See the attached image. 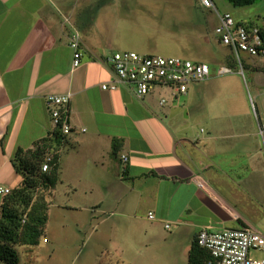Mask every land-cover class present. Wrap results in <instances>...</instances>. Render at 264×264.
I'll use <instances>...</instances> for the list:
<instances>
[{
  "label": "crops",
  "instance_id": "1",
  "mask_svg": "<svg viewBox=\"0 0 264 264\" xmlns=\"http://www.w3.org/2000/svg\"><path fill=\"white\" fill-rule=\"evenodd\" d=\"M127 1L0 0V186L21 181L13 164L18 149L56 133L46 96L69 93L72 130L54 141L59 181L46 200L58 185L75 191L79 185L86 207L110 208L117 239L132 231L138 239L156 238L158 226L171 228L189 238L188 254L202 228L250 226L264 234V132L258 128L264 72L248 68L249 86L243 70L218 71L230 68L227 57L215 75L211 70L176 96L165 87L142 98L129 87L101 89L113 80L107 56L150 54L142 37L115 17L129 8ZM74 30L81 40L76 67L69 45ZM199 179L206 188L197 186Z\"/></svg>",
  "mask_w": 264,
  "mask_h": 264
},
{
  "label": "rangeland",
  "instance_id": "2",
  "mask_svg": "<svg viewBox=\"0 0 264 264\" xmlns=\"http://www.w3.org/2000/svg\"><path fill=\"white\" fill-rule=\"evenodd\" d=\"M212 1L220 14L228 12L234 20L264 24V0L245 6H234L229 0ZM126 4L129 8H123L122 14L115 17L126 32L142 37L150 54L207 62L213 74L225 58L231 59L230 49L220 44L214 33L216 13L203 7L200 0H129ZM240 54L243 60L249 58ZM260 61L254 58L251 62L257 65ZM242 70L241 77L250 86L248 68ZM74 188L78 190L58 185L48 195L44 235L37 246H17L19 264H186L188 253L183 248L189 245L187 236L158 226L156 238L146 233L138 239L134 233L138 231H132L117 239L110 229L114 220L110 208L105 207L102 213L86 207L81 187ZM65 204L72 207L66 208ZM250 256L258 259L263 253L251 251Z\"/></svg>",
  "mask_w": 264,
  "mask_h": 264
},
{
  "label": "built area",
  "instance_id": "3",
  "mask_svg": "<svg viewBox=\"0 0 264 264\" xmlns=\"http://www.w3.org/2000/svg\"><path fill=\"white\" fill-rule=\"evenodd\" d=\"M200 4L215 12L218 24L214 33L218 42L227 46L235 56L238 70H242V57L245 53L249 57L264 60V38L257 25L251 22L236 21L230 13L220 14L212 0H200ZM79 34L71 33L69 45L73 51V66L80 64L81 52ZM110 66L113 80L100 85L103 90H116L119 86L129 87L133 93L142 98L157 88L165 87L176 96L187 91L191 83L206 80L210 75V66L206 62L194 61L177 56H161L156 54H140L136 51H116L105 59ZM231 68L220 67L219 72L231 71ZM70 94H49L46 103L50 120L55 131L63 136L71 133L68 103ZM167 102L166 97L159 99V104ZM259 133L264 132V122L258 121ZM122 162L127 156L122 155ZM50 156L42 164V170L49 168ZM197 186L206 188L203 180L197 181ZM10 193V188L0 186V195ZM153 218V213H148ZM168 227V225H166ZM197 243L208 250L217 264H264V234L250 226L240 228H226L218 231L200 229L196 235ZM251 251H261L263 256L255 259L250 256Z\"/></svg>",
  "mask_w": 264,
  "mask_h": 264
},
{
  "label": "trees",
  "instance_id": "4",
  "mask_svg": "<svg viewBox=\"0 0 264 264\" xmlns=\"http://www.w3.org/2000/svg\"><path fill=\"white\" fill-rule=\"evenodd\" d=\"M255 1L229 0L234 6L250 5ZM251 23L259 27L264 38V24L254 21ZM231 62L229 67L238 70L233 54ZM241 63L242 68L245 66L264 72V60L257 65L247 63L243 59ZM63 138V135L54 132L53 137L41 139L33 148L18 149L15 153L13 164L21 176V181L10 189V193L3 196L0 205V261L4 264H19L17 246H37L40 237L44 235L49 207L46 194L57 185L60 172V155L53 152V144L55 140L59 143ZM48 156L49 168L43 171L42 164ZM187 264L217 263L208 250L198 245L195 236L191 242Z\"/></svg>",
  "mask_w": 264,
  "mask_h": 264
}]
</instances>
